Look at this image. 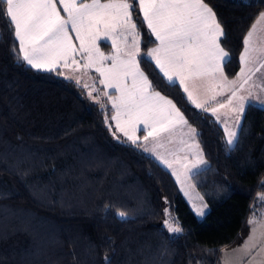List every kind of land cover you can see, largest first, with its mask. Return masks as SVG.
Instances as JSON below:
<instances>
[{
  "label": "trees",
  "instance_id": "trees-1",
  "mask_svg": "<svg viewBox=\"0 0 264 264\" xmlns=\"http://www.w3.org/2000/svg\"><path fill=\"white\" fill-rule=\"evenodd\" d=\"M205 2L223 28V70L233 78L264 0ZM138 12L143 52L153 44ZM14 43L0 16V264H106L105 257L133 264L132 253L150 242L167 252L168 264H223L224 253L246 240L248 220L264 216V109L246 107L229 148L211 115L153 63L141 64L155 90L196 129L208 162L202 188L209 210L199 219L167 170L114 138L105 124L109 112L74 82L27 66ZM165 208L182 232L164 227Z\"/></svg>",
  "mask_w": 264,
  "mask_h": 264
},
{
  "label": "snow or ice",
  "instance_id": "snow-or-ice-1",
  "mask_svg": "<svg viewBox=\"0 0 264 264\" xmlns=\"http://www.w3.org/2000/svg\"><path fill=\"white\" fill-rule=\"evenodd\" d=\"M58 3L66 16L61 15ZM136 8L139 9L137 15H142L149 37H154L149 39V43L155 46L143 52L142 33L137 22L133 20ZM0 16L6 20L15 42L13 51L22 53L23 61L32 69L52 72L60 67L76 65L73 71H79L82 67L83 75H87L89 69H94L102 78L98 81L100 84L119 93L108 96L116 111L111 119L116 122V130L123 133L133 145H137L135 132L139 125H143L140 131L147 130V135L143 137L145 141L150 136L168 130L169 125L177 122L188 125L176 104L155 90L149 76L141 69L142 63L154 62L155 68L171 86H175L178 80L188 99L205 112L208 108L193 98L186 81L204 78L214 80L217 73L226 80L221 67L229 60V53L221 46L220 38L224 36V31L213 7L205 0H0ZM262 21L264 12L258 14L256 22L244 37L240 62L245 67L241 68L237 76V80H243L241 88L251 79L249 73L254 74L248 65L258 59L252 55L256 51L253 37L257 25ZM70 33H75V37ZM73 39L79 41L78 49ZM98 41H104L105 46L111 41V54L106 55L101 51ZM260 52L264 54V48ZM77 54L83 59V65L75 59ZM108 61L111 63L107 64ZM261 68H264V62L255 71L258 72ZM65 79H75L78 86L90 88L89 98H93L92 93L96 92L97 97L93 99L96 103H101V90L95 87V82L90 86L87 83L81 84L80 77L66 76ZM236 83V80L231 82L233 86ZM235 96L236 91L233 90L227 104H232ZM245 99L240 98L241 103L235 111H244ZM260 103L264 104V100H260ZM225 106L224 103L219 105L220 108ZM216 112L217 109L213 108L214 116ZM121 117L124 118L123 123ZM217 120L219 121V117ZM224 123L226 143L232 146L237 133ZM105 124L111 131L107 118ZM188 129L194 139L197 135L196 129L190 125ZM144 150L148 151L147 148ZM198 159L200 163H205L199 156ZM163 162L167 164V161ZM168 166L171 167L170 164ZM173 175H176L175 171ZM206 207L207 205H203L202 208H196L197 215L203 216V208ZM118 215L121 219L127 216L123 211ZM164 215V227L169 232L183 231L178 222H170L168 208H165ZM254 222V217L248 220L249 225ZM256 231L253 228V235L249 237L251 245L245 241L244 248L238 251L259 248L252 259L260 257L261 264H264V232L260 233L261 239H254ZM250 254V251H244V255ZM105 261L109 264L107 257Z\"/></svg>",
  "mask_w": 264,
  "mask_h": 264
},
{
  "label": "rangeland",
  "instance_id": "rangeland-1",
  "mask_svg": "<svg viewBox=\"0 0 264 264\" xmlns=\"http://www.w3.org/2000/svg\"><path fill=\"white\" fill-rule=\"evenodd\" d=\"M85 2H90V0H85ZM57 7L60 9L61 15L66 16V14L63 12V9L60 7L59 3L57 4ZM70 35H72L73 38L75 37V33H70ZM151 38L154 39V37ZM73 43L78 49L79 41L73 39ZM98 44L100 45L101 51H103L106 55L111 54L112 52L111 41H108V46H105L104 41H98ZM154 46L155 45H152L151 47ZM253 46L255 47L256 51H254L252 55L258 57V59L253 64L248 65V67L253 69L254 74L249 73L251 79H249L248 82L243 85V88L240 87V84L243 82L242 78L237 80V76L240 73L241 68L245 67L244 65L241 64V62H240V68L237 74L233 78H227L223 70L224 77H226V80L222 78L219 73H217L216 78L214 80L211 78H204V79H195V80L186 81L189 90L192 91L193 93V98L196 99L197 102L203 104L204 107L208 108V111L206 113L211 115L213 119L220 125V127L223 130V133L225 126L224 122H226L227 127L230 130H234L237 133L234 144L232 146H229L227 144L229 148H233L237 143L238 133L241 127V123L246 107L248 105H254L261 109H264V104L260 103V100H264V90H262L264 89V68H261L260 71L258 72L255 71V68L259 67V64L261 62H264V54L260 52V49L264 48V21H262L259 25H257V31L253 37ZM20 54L23 60L22 53ZM75 59L81 65H83L84 61L79 54L75 56ZM24 63L27 66H29L25 61ZM106 63L110 64L111 62L108 61ZM223 64L221 65L222 68H223ZM153 65L155 66L154 62ZM75 67L76 65H70V67L68 68L60 67L52 72L57 73L58 76H60L63 79H65L66 76L80 77L81 84L87 83L88 85L91 86L95 82V87L101 90L99 94V99L101 101L100 104L96 103L95 99H93L97 97L96 92L92 93L93 98H89L88 91L90 90V88L86 89L81 86L79 87L84 89V91L87 94V97L91 102L97 104L105 112H109V114L105 116V119L107 118L108 124L111 125V129H112L111 134L113 135V133H115V135H113L114 138L122 143L139 147L145 154L156 160L161 167H163L173 176L174 180L178 184L181 196L183 197L184 201L187 203L190 210L194 213V215L197 218L199 219L202 218L209 210V206L206 200L208 194L207 191L202 188V183H203L202 174L203 171L208 167V162L203 157L200 146L198 148L196 147V145H199L197 136H195V138L193 139L192 136L189 134V129H188L189 124L183 125L177 122L173 125H169L168 130L161 131L159 135L150 136L147 141H145L143 138L145 135H147V130L140 131V129H143V125H139L137 131L135 132V137L137 138V145H133L130 141L127 140V137H125L123 133L116 130V122L115 120L111 119L112 116L116 115V111L115 109L112 108V104L109 101L108 96L113 94L119 95V93H116L114 89L105 88L103 84H100L98 81L102 78L99 76L98 73L95 72L94 69H89L87 71V75H83L84 69L81 67L79 71H73ZM38 71H43V70H38ZM43 72H48V71H43ZM65 80L72 81L76 84L75 79L72 80L65 79ZM234 80H236L237 83L233 86L231 82ZM176 84L179 85V87L181 88V90L188 99L187 93L184 92V89L179 84L178 80ZM233 90L236 91V96L232 99V104L229 105L227 104V100L232 96ZM105 93H107V95H105ZM249 93H251V95H249ZM212 97H215V99H212ZM241 97H245L246 99L243 101L244 111L242 113H239L234 109H236L238 105L241 103L240 100ZM205 101H207V103H205ZM221 103H224L226 106L220 108L219 105ZM213 108L217 109L215 116L212 114ZM198 109L204 111L202 108H198ZM237 116H239V120H237ZM217 117H219V121L217 120ZM123 119L124 118L121 117L122 123H123ZM224 137L226 140L227 137L225 133H224ZM145 148H147L148 151H145L144 150ZM198 156L199 158H202L203 161H205V163H200ZM163 161H167V164L164 163ZM168 164H170L171 167H169ZM174 171L176 175H173ZM134 196L138 197L139 199L142 198V194L140 190L138 192H135ZM203 205H207L206 208H203L205 214L203 216H198L195 209L202 208ZM254 219L255 222L254 224L250 225V233L245 240L249 242V245H251L252 243V241H249V237L250 235H253L252 233L253 228L257 230L254 239H261L260 233L264 232V216L261 218H254ZM17 220H19V223H21L20 219ZM245 241L239 247L231 251L225 252L223 255L222 263L223 264H261L260 257H256V260L252 259V257L256 255V252L259 250V248L244 249V251H250L251 253L250 255L247 256L244 255V251H238L244 248ZM144 246L146 247L140 246L136 251L132 253L133 255L132 257H130V260H133V264H168V255L164 249H162L161 247L157 248L156 245H154L152 248L151 242L144 244Z\"/></svg>",
  "mask_w": 264,
  "mask_h": 264
}]
</instances>
